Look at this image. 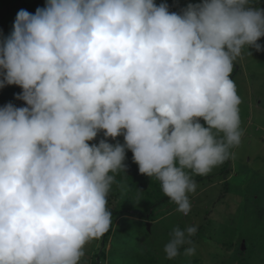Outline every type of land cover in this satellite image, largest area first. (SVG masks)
Masks as SVG:
<instances>
[{
  "label": "clouds",
  "instance_id": "clouds-1",
  "mask_svg": "<svg viewBox=\"0 0 264 264\" xmlns=\"http://www.w3.org/2000/svg\"><path fill=\"white\" fill-rule=\"evenodd\" d=\"M261 36L264 8L251 0H203L179 14L154 0L21 9L0 41V87L20 86L28 105L0 108V264H81L112 225L107 196L125 149L187 215L192 176L241 144L230 77ZM120 135L123 144L107 142ZM197 230L175 228L166 258L195 254Z\"/></svg>",
  "mask_w": 264,
  "mask_h": 264
},
{
  "label": "rangeland",
  "instance_id": "rangeland-1",
  "mask_svg": "<svg viewBox=\"0 0 264 264\" xmlns=\"http://www.w3.org/2000/svg\"><path fill=\"white\" fill-rule=\"evenodd\" d=\"M253 1L256 0H251ZM202 2L203 0H154L157 5L167 4L169 12L178 14L188 4ZM46 3L47 0H0V41L11 34L16 15L21 9L35 14L36 9L45 7ZM257 7L264 8V4ZM257 43L261 45V50L257 51L254 46L244 49L242 56L234 62L230 77L241 98V144L232 150L230 159L207 174L212 176L220 173L222 166L228 165L231 172L227 174V179L223 180L222 176L216 174L205 178L203 182H196V175H193L196 190L189 193L191 210L187 215L177 212L176 205L169 201L158 209V214L162 215H158L153 221H145L134 214L117 216L114 220L117 229L110 235L105 246L106 259L97 255L101 250L100 238L85 246L81 264H164V246L172 231L177 227L183 229L190 225L200 226L203 230L202 234L197 230L191 238L195 254L186 256L182 249L176 259H168L170 264H246L244 258L247 256V247L244 249L242 245L246 237L249 239L259 231L260 225L254 215L245 214L241 203L245 196L251 202L264 203V36ZM22 92L23 89L14 84L0 87V108L8 103L15 107L28 106L24 100L16 98ZM200 122L204 123L203 120ZM210 178L212 179L209 180ZM153 181L160 186L156 178ZM224 181L229 182V190L224 191ZM222 192L223 197L220 196ZM129 202L131 200L127 198V203ZM123 204L126 205L121 201L117 202V205ZM163 223L168 226L164 228ZM165 232L168 236L166 239H156ZM209 234H215V238H210ZM225 242H233V245H225ZM255 245L252 248L248 243L249 251H256V241ZM136 252L156 254L158 260H139ZM194 258L198 260L195 261Z\"/></svg>",
  "mask_w": 264,
  "mask_h": 264
},
{
  "label": "trees",
  "instance_id": "trees-1",
  "mask_svg": "<svg viewBox=\"0 0 264 264\" xmlns=\"http://www.w3.org/2000/svg\"><path fill=\"white\" fill-rule=\"evenodd\" d=\"M252 4L254 6H260L261 4H264V0H256V1H253ZM101 139H105L103 135V131L98 132L97 136L92 141H88V143L90 145L98 144ZM106 139H107V142L111 144H116L117 142L121 144L124 143L123 135L117 136L116 138L108 137ZM123 163L126 166V170L125 171L121 170L115 174V182L113 183L111 190L109 191L108 196H107V208L112 214V225L109 231L103 235L102 241H101V250L97 254L99 257L101 256L104 259H106V252H105L106 243L110 235L115 233L117 229V228L115 229V225H114V220L117 216H120L122 214H134L144 219L145 221L146 220L153 221V219H155L159 215L158 209L163 208L164 204H167V202L170 201L169 198L163 194L161 186H158V184H155V182L153 181L154 177L150 178L147 175L141 174L139 172V166L137 163L133 161V153L130 149H125V160L123 161ZM230 172H231V169L228 168V165H225V166H222L220 173H214L212 176L210 175L195 176V180L196 182H203L205 178L208 179V177H214V175L216 174L219 175V177L222 176V179L225 180L227 179L226 178L227 174H229ZM211 179L212 178H210L209 180ZM228 184L229 182L224 183L225 185L224 191L229 190ZM223 194L224 192H222L220 196L223 197ZM138 196L140 199H137ZM127 198H129L131 202L127 203ZM119 201L125 203L126 205L124 204L117 205V202ZM113 203H114V206H111V204ZM241 206H244L245 214L254 215V218L257 224L260 225L259 231H256L253 237H250L249 239L247 237L245 238L244 244L242 246H244L243 247L244 249H246L247 247V256L244 258V261L246 264H256L255 262H258V264H264V203L262 204L259 202H251L247 198V196H245V198L243 199L241 203ZM184 225H185V222L182 223L181 226L184 227ZM164 226H165L164 228H166L168 225L164 224ZM198 231L199 232L201 231V234H202L203 232L202 227L198 226ZM209 236L212 239L215 238V234L214 235L209 234ZM164 237L165 239L168 237L166 232L164 235L156 237V239L158 238L162 239ZM255 241L257 244V249L256 251L253 250L251 252L249 251L250 248L248 247V243L253 248V244H254V247H256ZM224 244L232 246L233 242H225ZM136 257L139 258V260H143V259L146 260L149 258L148 260H151L153 262L155 260H158L157 259L158 256L152 253L143 254V253L136 252ZM194 259L195 261L198 260L197 258H194ZM163 263L170 264V260L166 258L163 261ZM172 264H176V263L173 262Z\"/></svg>",
  "mask_w": 264,
  "mask_h": 264
}]
</instances>
